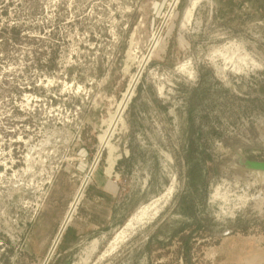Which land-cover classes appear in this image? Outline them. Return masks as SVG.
<instances>
[{
    "label": "rangeland",
    "instance_id": "1",
    "mask_svg": "<svg viewBox=\"0 0 264 264\" xmlns=\"http://www.w3.org/2000/svg\"><path fill=\"white\" fill-rule=\"evenodd\" d=\"M168 2L0 0V264H44L134 73L45 264H264V0Z\"/></svg>",
    "mask_w": 264,
    "mask_h": 264
},
{
    "label": "bare ground",
    "instance_id": "2",
    "mask_svg": "<svg viewBox=\"0 0 264 264\" xmlns=\"http://www.w3.org/2000/svg\"><path fill=\"white\" fill-rule=\"evenodd\" d=\"M178 1L179 0H169V2L167 4V8L164 11L163 16H162L163 17V20H164V23L163 24H165V22L168 19H170V17L172 16L173 10H174L176 4L178 3ZM189 16H190V13L187 12L186 13V18L188 19ZM157 42H158V35H154V37H153V43H152V47L151 48L155 47L156 44H157ZM150 55L151 54H148L147 56H145V55L143 56V58L140 61V66L141 67H143V65L145 64V62L148 61V59L150 58ZM138 75H139V73L138 74H135L134 73L132 75L130 81L128 82V85H127L125 91L122 94L121 99L117 103L114 112L112 113V115L110 116V118L108 120L106 129L100 135L99 144H98V147H97L95 156H94L95 159L93 158L94 161L89 166L90 169L85 174V176H84V178H83L80 186L76 190V193H75L72 201L70 202V204L68 206V209H67V211H66V213H65V215L63 217V220L61 221V224H60L59 229H58V231H57V233L55 235V238L52 241V245H50L51 247H49L48 253L49 252L50 253L52 252V250L55 247V244L58 242V240H59V238H60V236L62 234V231L64 230V227L66 226V224L70 220V218H71V216H72V214H73V212H74V210L76 208V205H77L79 199L82 196L83 187H84L85 183L88 182V180L90 178V172H92L91 171V170H93L92 168H94L95 164L97 163V160H98L97 158L100 155L101 151L103 149H107L109 151V153H111V151H113L112 150V146L110 144V138H111L112 134L114 133V130H115L116 126L121 121L122 113H123V111H124V109H125L128 101H129L130 97L132 96V93H133V90H134V86L136 84L137 79L139 78ZM254 172L259 177L260 182H264V171H262V170H254ZM50 253L49 254H46V256H47L46 258L49 257ZM44 264H45V261H44Z\"/></svg>",
    "mask_w": 264,
    "mask_h": 264
},
{
    "label": "water",
    "instance_id": "3",
    "mask_svg": "<svg viewBox=\"0 0 264 264\" xmlns=\"http://www.w3.org/2000/svg\"><path fill=\"white\" fill-rule=\"evenodd\" d=\"M244 166L249 170H262L264 171V161H247L245 162ZM48 258L45 259V263L47 262Z\"/></svg>",
    "mask_w": 264,
    "mask_h": 264
}]
</instances>
